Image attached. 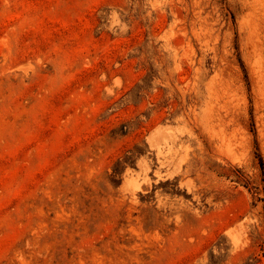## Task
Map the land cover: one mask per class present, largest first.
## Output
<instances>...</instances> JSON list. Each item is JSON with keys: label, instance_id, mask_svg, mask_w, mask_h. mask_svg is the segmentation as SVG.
<instances>
[{"label": "rangeland", "instance_id": "1", "mask_svg": "<svg viewBox=\"0 0 264 264\" xmlns=\"http://www.w3.org/2000/svg\"><path fill=\"white\" fill-rule=\"evenodd\" d=\"M263 55L264 0H0V264H264Z\"/></svg>", "mask_w": 264, "mask_h": 264}, {"label": "bare ground", "instance_id": "2", "mask_svg": "<svg viewBox=\"0 0 264 264\" xmlns=\"http://www.w3.org/2000/svg\"><path fill=\"white\" fill-rule=\"evenodd\" d=\"M252 34V33H251ZM252 39V38H251ZM256 41V40H255ZM257 42H259V41H257ZM254 43V42H253ZM251 45V44H250ZM252 46V45H251ZM256 48V47H255ZM254 49V48H253ZM257 50V49H256ZM253 51V50H252ZM255 54H256V52L255 51H253ZM264 56V55H263ZM258 58V57H257ZM258 61V60H257ZM257 61H254V62H257ZM262 61V60H261ZM260 62V61H259ZM258 63V62H257ZM261 63V62H260ZM261 65V64H260ZM263 65V64H262ZM257 66V65H256ZM260 68V67H259ZM258 70V69H257ZM264 85V84H263ZM262 87V86H261ZM264 94V93H263ZM263 96V95H262Z\"/></svg>", "mask_w": 264, "mask_h": 264}]
</instances>
